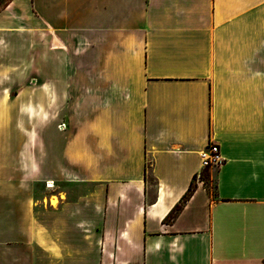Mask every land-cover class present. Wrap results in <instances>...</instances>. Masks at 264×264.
<instances>
[{
	"label": "crops",
	"instance_id": "obj_1",
	"mask_svg": "<svg viewBox=\"0 0 264 264\" xmlns=\"http://www.w3.org/2000/svg\"><path fill=\"white\" fill-rule=\"evenodd\" d=\"M0 264H264V0L5 4Z\"/></svg>",
	"mask_w": 264,
	"mask_h": 264
},
{
	"label": "trees",
	"instance_id": "obj_2",
	"mask_svg": "<svg viewBox=\"0 0 264 264\" xmlns=\"http://www.w3.org/2000/svg\"><path fill=\"white\" fill-rule=\"evenodd\" d=\"M10 0L6 1L5 4H7ZM4 4V5H5ZM3 5V6H4ZM2 6V7H3ZM1 7V8H2ZM0 8V9H1ZM203 178L205 181V184L207 186V189L209 190V192L212 194L213 197L217 196V191L214 187V189H211L209 187L208 184V180L210 179V172L208 170H205L203 172ZM197 188V182H196V176L193 177V179L191 180V183L187 189V191L184 193V195L182 196V198L180 199V201L171 209V211L168 213V215L165 217V221L167 222H171L173 221L178 214L181 212V210L184 208L185 204L187 203V201L192 197V195L194 194L195 190Z\"/></svg>",
	"mask_w": 264,
	"mask_h": 264
},
{
	"label": "built area",
	"instance_id": "obj_3",
	"mask_svg": "<svg viewBox=\"0 0 264 264\" xmlns=\"http://www.w3.org/2000/svg\"><path fill=\"white\" fill-rule=\"evenodd\" d=\"M221 162L222 158L220 156L219 144L216 142H211L207 147V151L203 153L202 166L203 168H206L211 164L220 165ZM198 176H202V172H200Z\"/></svg>",
	"mask_w": 264,
	"mask_h": 264
},
{
	"label": "rangeland",
	"instance_id": "obj_4",
	"mask_svg": "<svg viewBox=\"0 0 264 264\" xmlns=\"http://www.w3.org/2000/svg\"><path fill=\"white\" fill-rule=\"evenodd\" d=\"M8 0H0V8L6 3ZM22 55L23 58H28L30 54V49L27 47V49L22 50ZM209 187L211 189H214L215 187V174L210 172V179L208 180ZM38 191H39V196L43 195L44 189L42 188L41 185H38Z\"/></svg>",
	"mask_w": 264,
	"mask_h": 264
}]
</instances>
